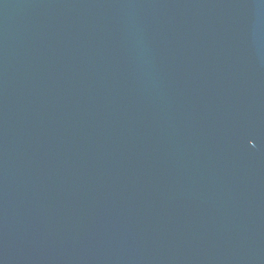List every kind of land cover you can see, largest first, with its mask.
<instances>
[{
    "label": "water",
    "instance_id": "obj_1",
    "mask_svg": "<svg viewBox=\"0 0 264 264\" xmlns=\"http://www.w3.org/2000/svg\"><path fill=\"white\" fill-rule=\"evenodd\" d=\"M0 264H264V0H0Z\"/></svg>",
    "mask_w": 264,
    "mask_h": 264
}]
</instances>
